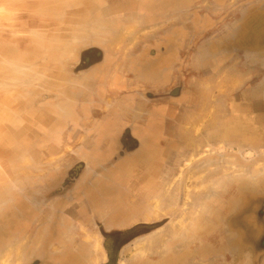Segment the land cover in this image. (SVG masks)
I'll return each instance as SVG.
<instances>
[{
  "label": "rangeland",
  "instance_id": "obj_1",
  "mask_svg": "<svg viewBox=\"0 0 264 264\" xmlns=\"http://www.w3.org/2000/svg\"><path fill=\"white\" fill-rule=\"evenodd\" d=\"M161 7L160 0H0V264H38L70 237L75 251H102L88 261L80 255L84 264H103L96 231L105 225L138 236L128 235L118 264H264V116L248 135L235 127L234 143L204 142V153H213L202 167L177 160L169 176L144 164L128 171L122 160L140 145L127 140L130 129L100 136L99 121L135 118L124 106L108 116L102 110L145 85L130 79L132 61L146 65L159 51L151 45ZM139 107L140 118L154 110L161 123L195 117L179 116L177 106Z\"/></svg>",
  "mask_w": 264,
  "mask_h": 264
},
{
  "label": "crops",
  "instance_id": "obj_2",
  "mask_svg": "<svg viewBox=\"0 0 264 264\" xmlns=\"http://www.w3.org/2000/svg\"><path fill=\"white\" fill-rule=\"evenodd\" d=\"M160 1L162 7L156 14H161L164 22L154 25L156 33L151 45L159 51L151 50L152 59L150 57L146 65H142L143 57L132 61L135 75L130 79L141 77L145 85L133 87L128 92L132 95L126 96L124 101L119 98L107 102L102 110L107 115V111L124 106L136 112L135 118H127L119 125L114 119L106 118L96 126L101 137L115 133L118 136L130 129L127 140L140 145L136 152L122 160L130 162L128 171L144 164L150 172L161 170L162 175L169 176L177 162L186 168L188 158L194 159L195 166L202 167L204 157L210 159L213 153H204L203 150H208L204 142L213 144L219 137H225V141L234 143L230 138L236 137L235 127L243 136L250 134L251 124L261 127L260 120L264 116V0ZM186 55L189 60L185 59ZM117 78L112 80L113 85ZM156 94L165 95L162 103L154 99ZM139 106H167L168 109L177 106L179 116L189 110L195 117H169L161 123L152 115L154 110L151 117L140 118L144 107ZM159 142L156 149L155 144ZM172 145L179 148L177 153L172 151ZM145 148L154 150L146 155Z\"/></svg>",
  "mask_w": 264,
  "mask_h": 264
},
{
  "label": "flooded vegetation",
  "instance_id": "obj_3",
  "mask_svg": "<svg viewBox=\"0 0 264 264\" xmlns=\"http://www.w3.org/2000/svg\"><path fill=\"white\" fill-rule=\"evenodd\" d=\"M115 222L116 220L112 222L113 225H115ZM107 227L108 226L106 225L103 226V230H102L103 233L99 229H98L99 231H96V233L100 232L101 236L103 237L102 248L104 251V262L102 263L118 264L119 258L121 254L124 252L125 245L129 242L126 241L128 235L130 234L128 238H130L131 240L137 238L138 236L131 235L133 230L114 231L111 229L108 230ZM70 238L73 239L72 242H74L75 238L72 237ZM72 242L67 241L65 248H63L64 250L56 253L54 256H52L50 252L47 253L46 252L47 250L44 251L42 250L43 253L40 254L41 257L38 264H84V262L82 261L83 258L80 255H84L86 257V258L84 257L86 261H88L93 255H96V258H98L97 255H99V257L101 258L100 254L102 251L100 252L95 248H90L85 246H82L78 251H75V249L72 248V244H73Z\"/></svg>",
  "mask_w": 264,
  "mask_h": 264
}]
</instances>
